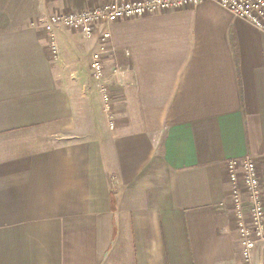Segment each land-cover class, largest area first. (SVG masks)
<instances>
[{
    "label": "crops",
    "instance_id": "0c3cea01",
    "mask_svg": "<svg viewBox=\"0 0 264 264\" xmlns=\"http://www.w3.org/2000/svg\"><path fill=\"white\" fill-rule=\"evenodd\" d=\"M109 1L0 0V264H239L228 162L264 209V32L204 0L57 27L52 55L41 20Z\"/></svg>",
    "mask_w": 264,
    "mask_h": 264
},
{
    "label": "built area",
    "instance_id": "2783aa9c",
    "mask_svg": "<svg viewBox=\"0 0 264 264\" xmlns=\"http://www.w3.org/2000/svg\"><path fill=\"white\" fill-rule=\"evenodd\" d=\"M204 0H113L101 6L56 13L41 20V25L47 32L50 52L57 57L58 46L56 43L55 30L64 26L79 31L84 36L94 33L97 26L123 19L141 17L145 14L157 11L177 10L185 6L196 5ZM217 3L233 14L236 18L250 23L257 30L264 32V0H210ZM109 32L102 33V40H107ZM101 51H94L90 57L89 68L92 78L98 85L103 110L108 116L110 127L113 125L111 108L112 98L108 85L104 80L105 65ZM115 72L120 73L119 69ZM238 166H240L241 177L245 188L246 197L242 196L237 186ZM230 180L232 187V202L238 217L237 234L240 244L239 264H251L252 252L257 243L264 241V214L262 205V189L256 168L251 158L246 157L241 161L228 162ZM244 213L246 216H244Z\"/></svg>",
    "mask_w": 264,
    "mask_h": 264
},
{
    "label": "rangeland",
    "instance_id": "374dc122",
    "mask_svg": "<svg viewBox=\"0 0 264 264\" xmlns=\"http://www.w3.org/2000/svg\"><path fill=\"white\" fill-rule=\"evenodd\" d=\"M111 1H113V0H111ZM111 1H109V2H111ZM41 24V23H40ZM263 212H264V209H263ZM263 212H262V214H263ZM263 220H264V218H263ZM262 242V241H261Z\"/></svg>",
    "mask_w": 264,
    "mask_h": 264
}]
</instances>
